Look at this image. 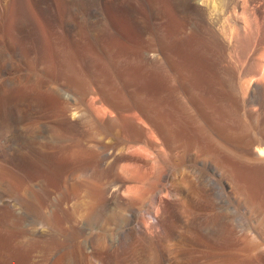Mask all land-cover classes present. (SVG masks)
<instances>
[{
  "label": "rangeland",
  "instance_id": "rangeland-1",
  "mask_svg": "<svg viewBox=\"0 0 264 264\" xmlns=\"http://www.w3.org/2000/svg\"><path fill=\"white\" fill-rule=\"evenodd\" d=\"M28 1L32 6L31 9L35 10L33 11L35 15L40 17L41 30L45 34L42 37L46 38L45 40L42 38L43 47L47 46L44 51L46 54L52 55L48 59L44 57L41 60L34 53H30L28 57L24 56L27 58L25 60L22 55L12 52L9 54L11 55L9 56L11 68L6 69L3 73L0 71V80L9 77L17 78L19 81L21 90L17 98L23 114V119H20L15 125V131L10 133L8 138L0 140V232L6 238V244L3 243V247L0 245V263L5 264L7 261L4 260H8L7 264L10 262L11 264H207L209 253H218L224 248L219 249L220 245L215 244L204 232V229L193 222L201 221L205 217L216 218L217 216L216 211L212 208L209 207V210L205 208L207 205L202 200L200 191L196 192L198 196L195 194L196 196L191 198L192 201L190 200V205L185 210L178 208V221L173 226L174 233L160 247L150 246L146 237L133 233L123 243L116 241L119 226L127 225L129 210L127 205L120 203L115 196H109L104 191L110 185L111 179L114 178L112 161L126 147V143L124 139L121 140L120 132L113 131L109 134L107 132L104 135L105 132L99 129V126H94L97 122L92 121V123L95 122L93 124L86 123V121L81 122L80 118L87 105L101 96L105 86H110L113 90L121 89L129 96L133 88H140L137 90L147 93H144V97L153 104L156 110H164V112L163 110L159 112V117L168 116L174 121L180 119L182 129H178V131L193 136L196 131L192 126L190 127L188 117L192 110L194 111L198 107L200 98L197 96L193 98L195 94L189 88L188 83L184 84L187 81L182 76L188 75L186 76L188 78L192 72L193 76L192 74L191 76L194 79L198 78V82L192 78L197 85L200 84L198 89L203 88L199 90L201 96L204 95L207 98L203 97L209 100L214 97L215 105L218 102H226L228 100L226 98H229L225 81V69L228 64L226 60L230 61L228 54L240 57L237 58V64L242 59L241 63L239 62L237 65L240 70L244 64L243 59L254 50L255 46L264 48V26L261 27L262 29L259 27V32H263L261 37L258 34L255 36L258 32L255 30V39L254 36H250L253 38L247 39L250 38L247 37L239 39L241 40L239 42L237 40V43H232L230 38L233 28L231 6L234 3L232 1L227 8L222 6L220 0L202 2L208 8L215 7V11L210 16L208 29L203 32L197 29L193 25V18L192 21L190 20L192 16L185 14L183 15L185 16V18L183 17L184 30L177 35L172 33V22L175 15L166 0H95V9L82 8L76 11L77 13L74 12V15H69L64 10L65 4L70 0H46L47 3H44L45 0ZM64 1L66 2L64 3ZM256 1L262 2V0H253V3H257ZM161 4L165 6H160ZM47 5L50 10L49 7H46ZM40 8H44L46 11H41ZM236 9L241 11L239 4H236ZM251 11L253 16L255 14L254 18L259 17L258 19L261 20L262 14L259 10ZM47 13L52 18L55 17L54 21L50 16V19L48 18ZM43 18L49 24L45 23ZM164 30L167 35L162 34ZM169 31L172 35H169ZM56 44L57 46L62 45L63 48L65 46L67 49L70 48L69 51L71 50L70 52H73L74 56L72 63L70 62V70L78 74L82 72L83 77L81 74L80 76L88 80L94 91H81L82 88L70 83L69 78L63 75L64 67H62L59 57H55ZM51 45L53 46L51 47ZM60 46L58 47L60 48ZM167 46L168 49H166ZM169 49L172 52L166 51ZM175 50L176 52H173ZM257 50H255L254 56L263 63L264 50ZM157 53L159 55L162 53L164 56L162 64L154 60V54ZM245 54L246 56H244ZM165 55H168L167 58ZM169 57L170 59H168ZM173 60L174 63L171 62ZM125 67L128 71L125 70ZM130 69L133 72L129 77L127 74H123V71L126 73L131 71ZM181 69H190L191 71L185 72L186 70L181 71ZM133 73L138 77H134ZM184 73L186 74L184 75ZM124 75L125 77H123ZM126 75L132 81L125 79ZM200 79L204 80L205 84L200 82ZM188 80L191 79L188 78ZM130 85H133V88L129 89ZM120 86L122 87L120 88ZM54 90H60L68 94L69 97L62 99V102L61 100L56 101L52 95ZM127 90H130V93ZM152 92H155V95ZM247 98H243L240 104L237 103L232 108H230L231 104L230 107L222 106L224 114L219 116L217 122L214 118L215 114L211 111H207L210 119L207 114H205L206 117L205 115H203L204 117L200 116L199 113L196 114V117L209 120L206 119L205 125L209 122L212 126L208 123L207 125L210 127L206 125L207 127L204 126L202 131L209 129L211 134L209 135L206 131L205 133L214 143L216 142L215 144H218V147L226 150L223 156L229 158L233 156L231 159L236 166H242L247 158L246 147L239 140L243 131L245 134L249 131V134H254L256 139L259 138L257 140L260 143L264 142V97ZM182 102L185 104L182 105ZM157 103L158 105L155 106ZM235 109L237 110L235 111ZM232 119L234 122L231 124L234 123L235 131H233L236 135H232V129H230L232 125L229 122ZM223 120H225L224 123H227L224 124ZM223 124L225 125L224 129L220 126ZM241 125L246 128L239 129ZM96 129L99 130L96 131ZM127 132L129 133L126 131L125 135L128 134ZM116 136L121 141H117ZM127 136L132 138L131 133ZM131 140H133L134 146L139 145L134 139ZM104 142L106 144L113 142L109 144L112 149ZM113 145L116 146L115 149H113ZM94 150L111 154L104 156L101 162L95 166L83 154L85 151L93 152ZM177 152L180 155L184 154L185 146L177 148ZM196 155L200 157V161H196ZM108 159L112 161L109 162ZM211 162L209 155L201 154L195 149L182 162L169 161L171 168H168L167 172L171 174L169 178L161 182V185L173 186L174 175L184 166L209 167ZM172 168H175L174 172H172ZM111 172H113L112 175ZM108 180L110 181L108 182ZM92 182H95V186L98 185L100 188H95ZM231 186L234 188L233 185ZM102 189L104 191L101 192ZM105 195L106 197H104ZM153 203L154 201L148 198L144 199L140 205H136L139 215L141 213L146 215L147 209H151L154 213L156 205ZM252 210L253 208L249 211L244 210V213L251 214ZM95 214L99 223L102 222L101 228L103 229L96 232L91 238L85 228ZM106 216L112 217L110 224L102 221ZM146 217L148 218L147 222L153 221L152 215L147 214ZM184 219L190 221L182 224ZM243 230L242 226H235L233 230L229 231L228 227L224 225L221 230V242L224 245V243L229 244L237 240ZM230 232L231 234H229Z\"/></svg>",
  "mask_w": 264,
  "mask_h": 264
},
{
  "label": "bare ground",
  "instance_id": "bare-ground-1",
  "mask_svg": "<svg viewBox=\"0 0 264 264\" xmlns=\"http://www.w3.org/2000/svg\"><path fill=\"white\" fill-rule=\"evenodd\" d=\"M166 1H167L166 2L167 4L169 2L171 9L175 15L174 21L173 22L171 21L173 23V28H172L173 35L181 34L183 32L184 27H185L183 24V17L185 18V16L183 15L185 14L192 16L190 17V20L193 18V23H194L193 25L197 29L201 30L202 32L208 29V25L210 24L209 23L210 16L215 11V7L208 8L207 6H204L202 4V2L204 1L207 3L208 0H166ZM230 1L234 3L231 6L233 9V11L231 12L233 16V28L230 32V38L232 40V43H235L237 40L239 42L242 39H245L250 36H254L255 30L256 32L258 30L255 36H258V35L262 36L263 32L262 31H261L262 33L259 32V29L261 27L263 28L264 26V0H262V2L256 1L257 3L255 4L253 3V0H220L221 4H223L222 6L225 8L230 6L231 4ZM29 2L30 1L28 0H0V32H1L0 34V71L2 73L6 69L11 68V61L9 59V56L11 55L9 54L12 52H16L17 54H20L23 57L24 56L28 57L30 53H34L36 57L41 60L44 57L48 59V57L49 56L51 57L52 55V54L48 55L44 51L46 50L45 47L47 46L43 47L42 38L44 39V37L42 36H45V34L43 33L44 31L41 30L40 17L35 15V13L33 12L35 10L31 9L32 6H30ZM65 2L66 1H64V3ZM44 3H47V1L45 0ZM156 4L158 5V3ZM164 4H161L160 6ZM236 4L240 5L241 11L236 9ZM46 7H49V6L47 5ZM82 8L83 9L88 8L90 10L95 9V0H70L65 4L64 10H66V13L71 15L74 12ZM40 10L42 11L45 9L40 8ZM49 10H50V7H49ZM251 10H255V11L259 10L262 14L260 17L261 20L258 19L259 17L257 19L254 18L255 14L253 16V13ZM45 15H46V12H45ZM50 15H48L47 13V16L49 19L51 17ZM54 18L55 17H53L51 20H53ZM172 18L170 19L173 20ZM45 19L43 18V20ZM188 19H189V16H188ZM51 20H49L50 23H51ZM46 22L48 23L47 20H45V23ZM169 25L172 26L171 24ZM170 31H169V35L171 34ZM164 33L166 34L165 30L162 34ZM160 34H161V31H160ZM255 36H254V39H255ZM3 38H4V41H2ZM252 38L253 37H250L247 39H252ZM57 44L55 46L56 56L55 55L54 56L56 58L57 56L59 57L62 67H64L63 75L69 78L70 83L76 85L80 89L82 88L81 91L82 90H85V91L93 90L88 80L85 78H82L83 77L81 74L82 72L80 73L82 76L81 77L80 74L74 73L73 71L70 70L69 68L70 64L72 63V59H74L73 52L71 53L70 52L71 50L69 51L70 48L67 49L66 46L65 48H63L62 45H61L62 46L61 48V46L58 45L60 46L59 48ZM160 45L162 46V44ZM52 46L53 45H51V47ZM260 47L261 46L259 47L255 46L254 50L251 53L248 52L249 54L247 56L246 54L244 55L246 57L245 59H243L244 64L240 68V70L237 68L239 67L237 65L242 59L239 60L237 64V60H238L237 58H240V57L234 56L233 54H228L229 55L228 57H230V61L228 59L226 60L228 64L226 63L227 68L225 69L226 70L225 81L227 85L226 87L227 92H229V98L225 97L226 99H228L226 100V102L225 101L218 102V104L216 105H215L216 101L215 102L213 101L214 97L212 98V100H209V99H205L207 97H205L204 95L203 96L205 98L201 96V93L199 90H202L203 88L200 87V89H198V86L200 84L197 85L195 83L198 78L196 77L194 79L192 77L193 74L192 72H190L191 71L190 69H189L190 71L188 69H184L186 70L185 72L187 71L190 72V77L188 78L191 79V80H188V78L186 77L188 75L182 76V78H185V80L187 81V82H184V84L188 83L189 88L192 90L193 94H195L193 98H196V96L200 98L199 100L200 103L197 102L199 103V105L198 107L195 108L194 111L191 109L192 107L189 108L192 110V112L190 110L191 113L188 117V119H190L191 125L189 123L188 124L190 125V127L192 126V128L196 131V133L193 136L191 135L189 136V135L183 134L181 131H178V129H182L181 122L179 121L180 119L177 121L176 120L174 121L172 119H169L168 116L159 117L158 114H160L159 112L160 111L162 112L163 109L159 110L157 108L158 110H156L153 104L147 98L144 97L145 91L143 93V90H140V91L137 90L140 88L134 89L132 87L134 85L133 84L134 81L132 83L133 84L132 86L131 85L128 86L129 89H131L130 87L133 88L131 91L129 90L131 93L127 90L128 93H130V96L127 94L126 90H125L126 93H124V91L121 89L117 88L116 90H113V88H111L110 86H105L106 87L105 88L104 85L102 84L104 87V90L101 96L99 98H96L92 103L87 105L85 112L82 114V117L80 118V120L81 122L86 121V123L87 122L92 123V121L97 122L98 124L93 122L95 123L94 126L95 125L99 126V129L105 132L103 133L104 135H106L107 132L108 134L112 133L113 131L120 132L119 134L121 135V140L124 139L126 143V147L123 150L120 149L121 151L118 153L117 158L113 159L110 157L111 159H113V161L112 160L110 161H112L113 163L114 173L111 172V175L113 173L114 178L111 179L110 185L107 187V189L105 188V191L104 189L101 190V192L104 191L109 196H115V198H117L120 203L128 206L129 211H128L127 218H129V220H126V221H128L129 223L127 222V225H123L122 227L119 226L118 239L116 240L118 243H123L129 237V235L133 233L136 235H142L144 236V238L146 237L147 242L150 246L152 247L157 246V248L160 247L161 245H163L164 242L170 239L172 234L174 233L173 226L178 221V217H177L178 208L185 210V208H187V206L190 205L189 202L192 201L191 198L195 197L196 195L198 196L196 192L200 191L201 192L200 194L203 197L202 200H204L205 204L207 205L205 208H208V210H209V207L212 208L214 211H216L217 216L216 218L215 217L214 218L205 217L201 221L195 220L193 222L196 223L199 227H202L204 229V232H206L207 236L211 238L215 244L217 243V245H220L219 249L224 248L223 251H220L218 253H212V252L209 253V256H208L209 260L207 259L208 262L206 263L207 264H264V142H262L261 141L262 139H261L260 140L261 143H260L257 140L259 138L257 137L256 139L254 134H249V131L247 132V134H245V132L243 131V134L240 135L241 137H239L240 138L239 140L246 147L247 158L245 159V163L242 166H236L234 161L231 159L233 156H231V158L223 156L226 150L224 148L218 147V144H215L216 142L214 143L212 141V139L209 136L211 134L209 133V129L207 128L208 130L207 129L205 130L206 133H209V135L206 134L205 131L204 132L202 131L204 126H206L209 123L208 122L205 125L208 119L206 118L207 119L206 120L205 118H203L204 117L203 115L207 114V111H211L215 114L214 118L217 122L219 118L224 114L222 111V108H223L222 106L230 107V104H231L230 108H232L237 103L240 104V102L245 97L246 98L247 97H250V98L264 97V62L263 63L260 62L261 60H258V58H255L254 56L255 50L257 49L264 50V48H260ZM166 49H168V46ZM55 51L53 52L51 51V52L54 53ZM166 51L169 52L171 50L169 49ZM173 52H176V50ZM177 53H178V50H177ZM26 57H24L25 60H27ZM168 59H170V57ZM154 60L162 64L164 61V56L162 55V53L161 55H159L158 53L154 54ZM174 60L171 62L174 63ZM125 68H126L125 70L128 71L127 67ZM182 70L183 69H181V71ZM131 72L133 71L131 70L126 73H124L123 71V74H127L129 77L131 75ZM136 74L138 75L139 73L137 72ZM185 74L186 73H184V75ZM249 74L250 76H248ZM127 75L125 79H128ZM137 75L134 74V77H136ZM123 77H125V75ZM192 78L196 81L194 82ZM128 80L132 81V79H128ZM200 80H201L200 82L204 83V80L203 81L202 79ZM0 81H1L0 83V140H1V139H4L5 137L8 138L9 135H11L10 133L15 131V125L20 119H23L22 118L23 114H22L21 108L19 107V101L17 98L18 93L21 90V85L19 81L17 80V78L15 79V78L6 77ZM100 87L102 86L100 85ZM121 87L122 86H120V88ZM147 92H148V89H147ZM52 95H53L54 100L56 101L61 100V102H62V99L69 97L68 94L63 93L60 90H54ZM215 96H216V93H215ZM218 100L220 101V99ZM184 104L185 102H182V105ZM157 105L158 103L155 106ZM184 108L186 107L184 106ZM236 110L237 109H235V111ZM165 111H168V110H165ZM198 113L200 114V116L202 115L203 117H196V114ZM207 117H209V119L211 118L210 116H208V114H207ZM225 119H228V118H225ZM222 122L224 123L225 120H223ZM231 122H234L233 119L229 123L231 124ZM183 123L184 121L182 122V124ZM224 124L220 125L221 127H223V129L225 127ZM233 125L232 127H230V129H232V133H233L232 135L234 134L236 135V133L234 132L235 130H234ZM210 126L212 125L210 124ZM240 127L241 128L239 129H242L244 125H241ZM99 129H96V131ZM125 130L129 131V133L132 134V138L130 136L128 138L127 136L129 134L128 132H127L128 134L125 135L126 133ZM238 131H241V130H238ZM225 132H226V128H225ZM116 135L118 136V133ZM117 136H116V139H118L117 141H121ZM130 138L138 142L139 145L134 146V144L132 143L133 140H131ZM108 139L110 140L111 138H108ZM112 143L113 142L107 143V144L105 143V144L109 145ZM68 146L70 145L68 144ZM113 146H114L113 149H115L116 146L115 145ZM118 146L117 148H119ZM181 146H185V153L182 155H180V153L178 152L176 153L177 148ZM110 149L112 148L110 147ZM195 149H197L201 154L209 155L212 161L210 163L211 165L209 167L202 166L203 168L184 166V168L178 171L175 175L172 174L174 175L173 179L175 180L174 185L172 184L173 186L161 185V182L163 180L165 181L167 178L170 177L171 173L167 172V170H169L168 168H171L170 167L171 165H169V161L175 160V162H178V161L182 162L184 158L187 155L189 156L191 151ZM95 150L93 152L85 151L83 153L86 155V158L88 159V161L91 162V164L93 165L95 164V166H97L96 165L97 163L101 162L104 156H108L109 154H111V153L104 154L101 151L99 152ZM101 150L103 149L101 148ZM110 151L112 152L113 150H110ZM195 159L196 161L201 160L198 155H196ZM107 168L109 169V165ZM173 169L175 168H172V172H174ZM109 181L110 180H108V182ZM92 183L94 184L93 186L95 188L96 187L100 188L97 184H96L97 186H95V182H92ZM231 185H233L234 188H232ZM227 189L229 190L227 191ZM98 196L100 197V195ZM240 196L242 198H239ZM104 197H106V195ZM148 198H151V200L154 201L153 204L156 205V211L154 213L151 209L149 210L147 209L146 213L149 216L152 215L153 217V221H150V222H147V219H148L146 217L147 214L143 215V213L140 212L143 215V216H140L141 214L139 215L137 207H136V205H140V203L144 199H148ZM252 208H253L252 210L253 213L251 214L244 213V210L249 211ZM96 217H97L96 214L92 216L91 219L88 221L89 222L88 225L86 224L87 226L85 228L88 235H90L91 238L96 232L100 230L102 231L103 229L101 228L102 222L100 224L98 221V217L97 218ZM110 217L106 216L102 221L111 223L112 217L111 218ZM189 221H190L189 219H184L182 224L184 223L186 224ZM224 225L228 227L229 231L233 230L235 226H242L244 230L237 240L229 244L224 243L223 245V242H221L222 239H220V236H221V230L223 229ZM229 234H231V232ZM5 240L6 238L0 232V245L2 247H3V243L6 244ZM91 242L93 244V239ZM94 252L96 253V251ZM4 261L8 262V260H4ZM7 262L5 264H7ZM0 264H3V263L1 262Z\"/></svg>",
  "mask_w": 264,
  "mask_h": 264
}]
</instances>
